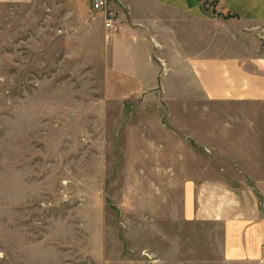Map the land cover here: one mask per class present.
<instances>
[{"label":"rangeland","instance_id":"374dc122","mask_svg":"<svg viewBox=\"0 0 264 264\" xmlns=\"http://www.w3.org/2000/svg\"><path fill=\"white\" fill-rule=\"evenodd\" d=\"M142 2L111 4L107 31L89 0H0V264H261L226 259L197 187L211 211L264 224V99L208 102L186 61L264 60V30L205 0L209 18L176 38ZM134 20L154 66L115 40ZM190 178L205 183L187 220Z\"/></svg>","mask_w":264,"mask_h":264},{"label":"crops","instance_id":"0c3cea01","mask_svg":"<svg viewBox=\"0 0 264 264\" xmlns=\"http://www.w3.org/2000/svg\"><path fill=\"white\" fill-rule=\"evenodd\" d=\"M110 1H112L111 4L121 3L124 5V2L130 0ZM142 1V3H144L143 5L145 6L146 4V7L150 9V14L159 12L158 17L157 14L150 15L147 12L145 19L146 21H151V23L154 22V24L163 21L164 26L161 30L165 29L168 31L169 29H172L167 26L168 24L174 26L184 20L189 22H199L208 19L210 14L207 10L208 5L204 3L205 0ZM214 1L218 6V12L220 14L233 15L234 18H231V20L233 19L238 23L253 25L255 28H261L262 31L264 30V0ZM160 17L169 18H167L168 20L162 18L160 20ZM138 21L139 23H142V21ZM138 21H133V27L132 24H123L119 29V33L116 35L115 40L119 42L129 36L134 41V45H131L130 51L132 49L136 50L137 48L143 49L144 54L147 57V62L150 66H154L152 43H148V31L151 29L139 27ZM181 30H183L182 27ZM172 33L176 36L178 33L177 27L174 26ZM118 47L126 52L125 45L119 44ZM182 51L179 56L187 59L188 57L186 58L185 56L187 53H185L184 50ZM186 62V69L192 77L193 85L195 84V87L201 92L203 99L208 102H251L262 101L264 99V60L261 58L251 59L249 61L239 58L238 56L201 58L196 52L195 56L189 58ZM113 67L114 72H116L117 68H115V66ZM123 75L126 74L124 73ZM126 76L142 87L141 83L143 80L141 76L136 74H129ZM200 183L205 182L198 181L197 183L194 178H190L183 184V196L185 200L183 215L187 220H191L195 217V185ZM205 187H207V190ZM205 187H197V190L199 191L198 194L199 196L205 195L207 197L204 202L206 203V208H208L212 214L218 213L221 215L224 226V255L226 259L229 261H255L264 264V224L261 221L248 218V213L241 214L236 212L235 209L232 212L222 213L223 209L216 207L214 211H211L209 207H211L213 197L210 194L211 191L208 192L210 186ZM204 213L207 214L208 211H205ZM200 215H202V212Z\"/></svg>","mask_w":264,"mask_h":264},{"label":"built area","instance_id":"2783aa9c","mask_svg":"<svg viewBox=\"0 0 264 264\" xmlns=\"http://www.w3.org/2000/svg\"><path fill=\"white\" fill-rule=\"evenodd\" d=\"M89 5L92 12L102 16L105 30L110 31L120 23L119 14L109 5V0H89Z\"/></svg>","mask_w":264,"mask_h":264}]
</instances>
